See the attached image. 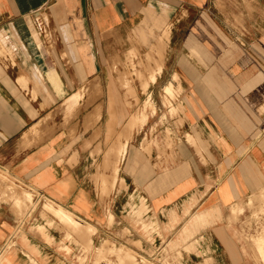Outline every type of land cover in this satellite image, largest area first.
<instances>
[{
	"label": "crops",
	"instance_id": "0c3cea01",
	"mask_svg": "<svg viewBox=\"0 0 264 264\" xmlns=\"http://www.w3.org/2000/svg\"><path fill=\"white\" fill-rule=\"evenodd\" d=\"M163 43L147 95L178 76L184 103L167 170L171 150L159 161L138 129L124 137L135 114L117 88L132 63L154 70ZM0 171V264H95L108 241L152 264H255L234 216L264 194V0H0ZM133 196L155 233L128 214ZM48 203L94 227V251Z\"/></svg>",
	"mask_w": 264,
	"mask_h": 264
},
{
	"label": "rangeland",
	"instance_id": "374dc122",
	"mask_svg": "<svg viewBox=\"0 0 264 264\" xmlns=\"http://www.w3.org/2000/svg\"><path fill=\"white\" fill-rule=\"evenodd\" d=\"M159 30L164 32L166 36L165 38L168 40L169 32L167 31L169 30V27L164 25ZM164 50L165 44L163 43L161 50L158 52L159 62L154 70L143 69V62H140L137 65L132 63L133 69L128 71L127 74H123V78L120 79L117 88L124 94V98L127 100L123 102V105L129 109L130 114L131 112L135 114L131 117L129 123L123 131L124 137L126 139L130 138L131 133L135 131V129H138V136L136 137L137 144H142L145 152L149 154H151L154 149L156 154L155 159H158L159 161L163 160V155L166 152L165 150H171L172 161L171 165L167 162V166L165 167V170H167L170 167H173L176 163V159H174V150L178 142L177 139L174 138V134L171 132L169 127L170 118H172V122L176 121V125L183 126L184 120H182L179 115L184 110V103L177 101L178 94H180V90L175 88L176 84L180 86L178 76H175L173 83L164 87V91L161 90L162 85L155 87L154 103L151 99V95H147L150 87L156 83L157 77L162 72ZM146 60L148 62L151 61L150 55L146 56ZM145 65H148V63H145ZM84 93H86V90L79 91L66 101L65 109L68 114L73 112L78 107L79 101L83 98ZM146 98L147 100L144 101ZM155 112L157 114L152 116ZM165 115L166 117H164ZM124 126L125 125H122L121 130ZM112 136L111 132L108 131V144H110L109 140H111ZM188 141L194 144L193 136L188 135ZM127 144L128 141L124 144V148L118 162H121L125 156ZM108 147L110 148L106 151L105 157L107 161L112 158L111 154L114 151V141L112 146ZM114 172L115 175H117L119 167H116ZM97 176H99V174ZM6 177V173L4 171H0V179L7 181ZM10 190L13 191L12 193H15L13 188L10 187ZM20 195H26L31 203L32 196L30 193L26 191L18 192L16 194V198L18 199ZM17 202L19 204L29 203L27 200L20 202L17 200ZM50 208H55L61 211L62 215L54 214ZM128 208V214L134 221H136L137 224H140V226L144 227V229L149 233L156 232L157 223L153 219L147 217L148 209L144 200H142L140 205H137L136 198L133 196L130 198ZM245 208L247 212L245 214H236L234 216V221L242 226V230L244 228L243 232L245 237L251 244L255 254V264H264V194L250 199ZM44 210L53 214L69 226L68 229L72 233V236L83 245L85 252L94 251L92 243L93 235L96 233L94 227L78 222L71 214L67 213L60 207H56L53 203L45 204ZM64 216H66V219H64ZM108 216V225L112 227V225L115 224L114 217L112 215ZM43 217L51 223L46 213L43 214ZM246 226L248 229H245ZM255 226L257 227L256 229ZM250 228L252 233H250ZM175 247L179 249L180 245L176 244ZM191 247V249H194V245H191ZM186 250L191 251L190 247L186 248ZM96 253L98 254V259L95 264H152L148 263L145 259L137 258V255L129 248L121 245L116 246L109 241L98 246ZM31 262L32 264H37L35 261L33 262V260H31ZM78 264H85V260L80 259Z\"/></svg>",
	"mask_w": 264,
	"mask_h": 264
},
{
	"label": "bare ground",
	"instance_id": "6f19581e",
	"mask_svg": "<svg viewBox=\"0 0 264 264\" xmlns=\"http://www.w3.org/2000/svg\"><path fill=\"white\" fill-rule=\"evenodd\" d=\"M19 202L20 201H30V200H28V197L26 196V195H20L19 197H18V199H17ZM29 205H30V202H29ZM49 206V205H48ZM50 210L54 213V214H57V215H62V212L61 211H59V210H57V209H55V208H50ZM65 218L64 219H66V216H64ZM70 220V219H69ZM31 261V260H30ZM34 262V261H33Z\"/></svg>",
	"mask_w": 264,
	"mask_h": 264
},
{
	"label": "built area",
	"instance_id": "2783aa9c",
	"mask_svg": "<svg viewBox=\"0 0 264 264\" xmlns=\"http://www.w3.org/2000/svg\"><path fill=\"white\" fill-rule=\"evenodd\" d=\"M101 264H105V263H101Z\"/></svg>",
	"mask_w": 264,
	"mask_h": 264
}]
</instances>
